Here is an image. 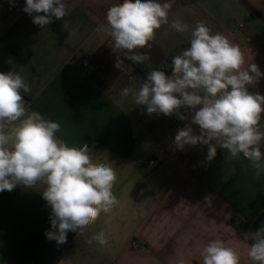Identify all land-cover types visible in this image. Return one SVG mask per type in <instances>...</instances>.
<instances>
[{"label": "crops", "instance_id": "1", "mask_svg": "<svg viewBox=\"0 0 264 264\" xmlns=\"http://www.w3.org/2000/svg\"><path fill=\"white\" fill-rule=\"evenodd\" d=\"M67 3L64 18H53L41 28L23 11L25 0H0V72L15 69L29 82L31 91H22L26 109L60 123L59 139L69 146L87 143L94 161L111 164L118 176L113 192L119 203L86 231H69L62 245L49 239L40 245L42 228L31 231L35 234L27 244L16 224L10 234L6 229L10 224L2 223L0 264H56L61 255H66L65 264H178L181 259L184 264H203L201 253L211 240L233 247L240 264H255L248 256L252 241L245 233L264 225V172L257 177L242 154L233 157L224 149L218 148L210 162L206 145L177 149V114L148 115L146 106L120 94L124 87L137 91L147 73L157 70L165 58L190 47V32L163 25L150 42V59L142 64L125 61L126 69L120 71L114 66L106 12L123 0ZM171 3L170 22L176 17L190 26L205 22L213 33H223L240 46L245 67L255 63L264 73V0ZM87 56L93 76L82 68ZM171 73L172 67L167 75ZM249 91L264 95V78ZM180 114L185 115L183 108ZM186 116L183 127L190 122V114ZM260 124L264 125V116ZM192 127L199 134V126ZM261 149L264 152V144ZM149 160L155 162L154 169ZM206 195L212 197L211 207L205 204ZM17 201L21 203L19 195ZM39 206L35 211L43 218L50 207L46 201ZM3 231L10 235L2 237ZM100 231L106 245L87 243ZM134 242L139 249H134Z\"/></svg>", "mask_w": 264, "mask_h": 264}, {"label": "clouds", "instance_id": "2", "mask_svg": "<svg viewBox=\"0 0 264 264\" xmlns=\"http://www.w3.org/2000/svg\"><path fill=\"white\" fill-rule=\"evenodd\" d=\"M67 0H25L23 11L41 28L53 18L67 14ZM171 0H123L106 12V28L116 54L115 68L126 69L125 61L142 64L150 59L151 41L163 25L178 33L190 32V47L172 58V73L152 70L137 91L121 89V96H132L137 106L153 113L189 120L180 114L186 109L190 122L178 129L174 137L177 149L185 146H207L206 160L211 161L217 149L233 157L243 154L259 177L264 172V95L253 94L264 73L257 64L245 67V53L223 33H213L203 21L194 26L179 17L169 21ZM149 49V52L139 51ZM23 93H29V82L17 70L0 72V192H11L17 186L32 188L43 184L42 198L50 207L49 240L67 242V233L84 232L101 214L111 213L119 200L113 192L118 176L109 163L96 162L89 146H69L56 135L61 124L39 112H29ZM192 125L199 126V134ZM105 159L108 160L105 154ZM207 207L212 197H204ZM251 240L248 256L255 264H264V225L245 233ZM103 246L105 233H94L87 243ZM203 264H240V255L222 240H211L202 250ZM178 264H184L183 259Z\"/></svg>", "mask_w": 264, "mask_h": 264}, {"label": "rangeland", "instance_id": "3", "mask_svg": "<svg viewBox=\"0 0 264 264\" xmlns=\"http://www.w3.org/2000/svg\"><path fill=\"white\" fill-rule=\"evenodd\" d=\"M44 187L45 186L43 184H38L32 188H24L21 186H17L11 192L7 190L0 192V229L2 223L6 222L7 225L10 224V226H8L6 229L9 230L10 234H13L14 232H12V229L14 228L13 226L16 224V228L21 231V237L26 239L28 238V242L26 243L31 244L30 240L34 237L33 234H35V232L31 231L33 229L38 230L42 228L44 231L43 236L41 237V239H39V243L40 245L45 246L48 240L45 236V232L50 230L51 228L49 219L50 210L49 213L45 214L43 218L39 217L37 215V212L35 211L37 207L40 211L39 204L41 202H45L41 195V192L44 190ZM18 195L21 199L20 204H18L17 201ZM36 195L38 196V199H34ZM4 234L6 235V233L4 232L2 234V237L4 236ZM8 234L6 236H8ZM21 249L22 251H24L23 244ZM56 254L57 253L54 252L55 256ZM66 260V255H61L56 264H65Z\"/></svg>", "mask_w": 264, "mask_h": 264}, {"label": "built area", "instance_id": "4", "mask_svg": "<svg viewBox=\"0 0 264 264\" xmlns=\"http://www.w3.org/2000/svg\"><path fill=\"white\" fill-rule=\"evenodd\" d=\"M171 61H172L171 58H165L163 64L157 70L164 71L166 74H168L170 68L172 67ZM82 68L84 69L85 74L93 76L94 73H93L91 62H90V58L88 56L84 57V59L82 60ZM99 80H100V82H104V79L101 76H99ZM184 114L188 115L189 112L186 109H184ZM182 127L183 126H182L181 120H180L179 124L177 126V129H180ZM262 152H263V150H262ZM149 162H150L151 168L154 169L155 168V162L153 160H149ZM133 247H134V249H139L140 245L138 242H134Z\"/></svg>", "mask_w": 264, "mask_h": 264}, {"label": "trees", "instance_id": "5", "mask_svg": "<svg viewBox=\"0 0 264 264\" xmlns=\"http://www.w3.org/2000/svg\"><path fill=\"white\" fill-rule=\"evenodd\" d=\"M239 227H240V229H243L244 228V226L242 224H239Z\"/></svg>", "mask_w": 264, "mask_h": 264}]
</instances>
